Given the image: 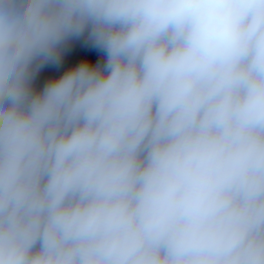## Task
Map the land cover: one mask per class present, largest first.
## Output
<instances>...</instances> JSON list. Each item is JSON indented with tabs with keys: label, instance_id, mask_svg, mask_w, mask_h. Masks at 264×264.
<instances>
[{
	"label": "clouds",
	"instance_id": "obj_1",
	"mask_svg": "<svg viewBox=\"0 0 264 264\" xmlns=\"http://www.w3.org/2000/svg\"><path fill=\"white\" fill-rule=\"evenodd\" d=\"M0 264H264V0H0Z\"/></svg>",
	"mask_w": 264,
	"mask_h": 264
}]
</instances>
